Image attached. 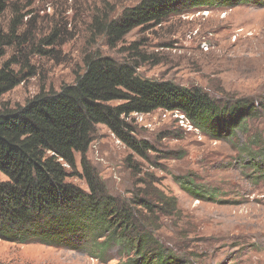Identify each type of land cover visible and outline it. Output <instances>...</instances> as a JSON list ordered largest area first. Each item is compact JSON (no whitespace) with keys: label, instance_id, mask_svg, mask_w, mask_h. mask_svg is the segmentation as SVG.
<instances>
[{"label":"rangeland","instance_id":"rangeland-1","mask_svg":"<svg viewBox=\"0 0 264 264\" xmlns=\"http://www.w3.org/2000/svg\"><path fill=\"white\" fill-rule=\"evenodd\" d=\"M141 1L11 0L0 33L15 30L16 43L5 47L0 67L15 56L34 75L0 99V110L21 107L42 89L74 83L85 56L93 54L128 62L142 78L264 106V0L187 8L160 23L136 26L119 41L96 24ZM128 122L134 137L151 149L140 155L97 125L85 158L77 154L76 167H68V181L88 191L85 159L114 197L153 203L154 234L183 264H264V166L255 167L250 157L264 148V110L244 132L219 140L180 112L132 114ZM6 180L0 173V181ZM185 180L203 192L216 191L223 203L193 198L182 189ZM110 256L101 262L82 249L0 240V264H118L124 258L117 249Z\"/></svg>","mask_w":264,"mask_h":264},{"label":"trees","instance_id":"trees-1","mask_svg":"<svg viewBox=\"0 0 264 264\" xmlns=\"http://www.w3.org/2000/svg\"><path fill=\"white\" fill-rule=\"evenodd\" d=\"M10 1L0 0V17ZM256 1L142 0L117 19L96 24L110 40L119 41L136 26L160 23L187 8ZM15 38L13 29L9 35L0 33V59ZM33 75L29 63L11 57L0 67V99ZM260 109L264 106L259 102L224 100L172 81L142 78L130 63L109 56H85L84 71L74 83L59 91L42 89L25 105L0 110V173L7 178L0 181V240L82 249L101 262L110 261V251L117 249L124 257L118 264H183L154 234L153 203L114 197L89 172L85 159L88 191L83 190L68 181V167H76L77 154L85 158L97 125L106 126L140 155L151 149L147 141L134 137L128 122L132 114L180 112L194 128L219 140L244 132ZM250 157L255 167L264 166V148ZM181 186L197 200L219 201L216 191L203 192L190 180Z\"/></svg>","mask_w":264,"mask_h":264}]
</instances>
